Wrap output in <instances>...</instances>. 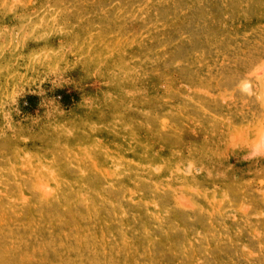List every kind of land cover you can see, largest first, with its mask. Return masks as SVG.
<instances>
[{
    "label": "rangeland",
    "instance_id": "rangeland-1",
    "mask_svg": "<svg viewBox=\"0 0 264 264\" xmlns=\"http://www.w3.org/2000/svg\"><path fill=\"white\" fill-rule=\"evenodd\" d=\"M0 264H264V0H0Z\"/></svg>",
    "mask_w": 264,
    "mask_h": 264
}]
</instances>
